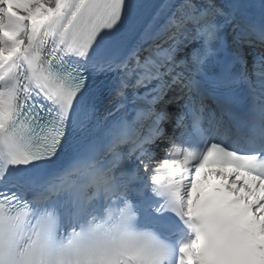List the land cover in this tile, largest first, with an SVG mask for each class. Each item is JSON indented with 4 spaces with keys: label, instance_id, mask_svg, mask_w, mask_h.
Segmentation results:
<instances>
[{
    "label": "snow or ice",
    "instance_id": "snow-or-ice-1",
    "mask_svg": "<svg viewBox=\"0 0 264 264\" xmlns=\"http://www.w3.org/2000/svg\"><path fill=\"white\" fill-rule=\"evenodd\" d=\"M113 82L194 133L153 161ZM0 264H264V3L0 0Z\"/></svg>",
    "mask_w": 264,
    "mask_h": 264
},
{
    "label": "bare ground",
    "instance_id": "bare-ground-1",
    "mask_svg": "<svg viewBox=\"0 0 264 264\" xmlns=\"http://www.w3.org/2000/svg\"><path fill=\"white\" fill-rule=\"evenodd\" d=\"M177 2H179V0H177ZM221 2L224 3L225 0H221ZM246 3L252 9L253 15H256L259 19L260 18V5H261V3H264V0H246ZM183 54H184L183 49H181L177 53V55H182V56H183ZM118 89H119L118 82H113L112 92L109 95V101H108L109 105L106 107V109L102 113L101 122H103L105 120H109L112 118V116H117L120 114H126L127 118L131 120L134 116H136L139 113V117L137 116L138 119L142 118V116H144V114L146 112L147 104L145 101L140 100V99H137L135 101V103H132L131 101L133 100L134 90H129L130 88L124 90L125 94L129 93V94L125 95L127 97V102L124 103L123 108H120L119 110H117V106L121 104V98L118 95H116V92ZM144 90H145L144 88H140L136 91H138L140 93ZM135 106L137 107V109L135 108ZM109 113H111V116L109 115ZM172 113L173 114H171V117L175 116L177 112L174 111ZM151 154L154 157L158 154V151H152Z\"/></svg>",
    "mask_w": 264,
    "mask_h": 264
}]
</instances>
